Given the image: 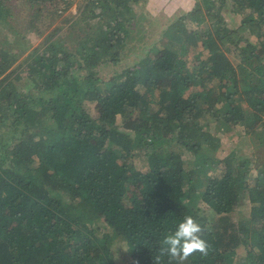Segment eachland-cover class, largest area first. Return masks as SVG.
Masks as SVG:
<instances>
[{"label":"trees","instance_id":"obj_1","mask_svg":"<svg viewBox=\"0 0 264 264\" xmlns=\"http://www.w3.org/2000/svg\"><path fill=\"white\" fill-rule=\"evenodd\" d=\"M132 1L0 0L38 37L0 44V264H152L185 214L210 245L186 264H264V164L209 148L230 115L264 148V0H195L130 47Z\"/></svg>","mask_w":264,"mask_h":264},{"label":"rangeland","instance_id":"obj_2","mask_svg":"<svg viewBox=\"0 0 264 264\" xmlns=\"http://www.w3.org/2000/svg\"><path fill=\"white\" fill-rule=\"evenodd\" d=\"M195 0H133L132 1V13L133 18L132 22H137L132 28V42L130 47L136 46V32L141 28H147L153 31V33L164 25L169 19L177 16L184 8L189 6ZM71 12L76 11L71 10ZM67 10L65 9V12ZM64 12V13H65ZM135 15V16H134ZM145 19H151V23L147 24ZM237 18L229 19L230 23L236 21ZM145 26V27H143ZM38 37L31 35H24L21 38L19 36L6 37V35L0 30V44L6 45L9 51L13 54H16L17 57L22 55V51L20 48L22 47L20 44L25 42L35 43ZM31 45H28L27 49H29ZM243 114H247L249 111V107L247 105L242 106ZM232 115L229 116L228 122H223L220 124L219 130L215 133V137L212 139L209 148L215 150L217 154L220 156L224 155L229 149L232 147L238 150L239 154L248 155L252 158V172H257V167L264 164V148H262L260 144H255L253 140V136L250 133H243L240 127L241 119L236 120L235 118H231ZM190 155L191 157H189ZM184 156L189 157L192 161L193 165L197 168L198 171L207 169L208 167H212L213 163L210 161H206L205 163L202 161V158L197 154H190L189 152L184 151ZM139 163V161H136ZM237 215H241L246 211V209L237 208ZM83 219L88 222H97V214L93 211L84 210L82 212Z\"/></svg>","mask_w":264,"mask_h":264},{"label":"clouds","instance_id":"obj_3","mask_svg":"<svg viewBox=\"0 0 264 264\" xmlns=\"http://www.w3.org/2000/svg\"><path fill=\"white\" fill-rule=\"evenodd\" d=\"M203 233L204 228L197 218L191 214H185L175 229L166 233L158 241L152 264H161L165 256L168 258L167 264H186L195 253L207 256L210 245L203 238Z\"/></svg>","mask_w":264,"mask_h":264},{"label":"built area","instance_id":"obj_4","mask_svg":"<svg viewBox=\"0 0 264 264\" xmlns=\"http://www.w3.org/2000/svg\"><path fill=\"white\" fill-rule=\"evenodd\" d=\"M60 1L61 5H68L67 8L71 9V10H75L77 3H79L80 1L83 0H58Z\"/></svg>","mask_w":264,"mask_h":264}]
</instances>
